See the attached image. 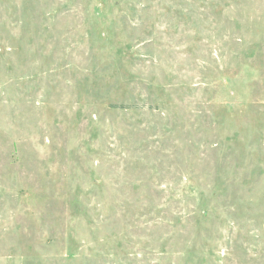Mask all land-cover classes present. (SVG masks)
<instances>
[{
	"label": "rangeland",
	"instance_id": "1",
	"mask_svg": "<svg viewBox=\"0 0 264 264\" xmlns=\"http://www.w3.org/2000/svg\"><path fill=\"white\" fill-rule=\"evenodd\" d=\"M0 264H264V0H0Z\"/></svg>",
	"mask_w": 264,
	"mask_h": 264
}]
</instances>
